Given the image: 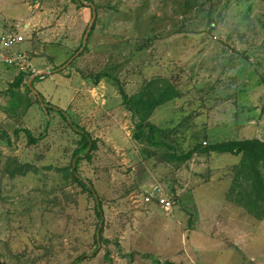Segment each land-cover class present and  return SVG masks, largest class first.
Returning a JSON list of instances; mask_svg holds the SVG:
<instances>
[{"label": "rangeland", "instance_id": "obj_1", "mask_svg": "<svg viewBox=\"0 0 264 264\" xmlns=\"http://www.w3.org/2000/svg\"><path fill=\"white\" fill-rule=\"evenodd\" d=\"M85 3L0 0V23L28 24L22 48L33 61L13 89L17 71L0 65L8 73L0 79V129L10 136L0 140V264H71L83 254L78 264H264L254 176L244 175L238 156L195 150L264 141V0ZM91 5L93 30L82 48ZM47 67L51 75L35 77L33 88L59 109L75 92L64 111L96 143L77 174L91 182L101 220L67 173L80 136L29 89L32 73ZM153 87L174 97L140 129L120 90L132 96ZM21 127L42 139L15 138ZM160 193L173 201L169 215L153 197L144 201Z\"/></svg>", "mask_w": 264, "mask_h": 264}, {"label": "trees", "instance_id": "obj_2", "mask_svg": "<svg viewBox=\"0 0 264 264\" xmlns=\"http://www.w3.org/2000/svg\"><path fill=\"white\" fill-rule=\"evenodd\" d=\"M78 1L79 4L82 5V1H88V0H73ZM81 1V2H80ZM93 30V26L91 27L90 32ZM86 31V30H85ZM85 31L83 33H85ZM89 32V33H90ZM81 47V43H80ZM78 51V49L76 50ZM75 51V52H76ZM75 52L70 56L72 58L75 54ZM69 58V59H70ZM68 59V60H69ZM67 60V61H68ZM67 61H65L63 64L60 65L63 66ZM33 74V73H32ZM31 75V74H30ZM26 77V74L24 72H19L12 82L10 83V88H19L23 85L24 79ZM35 81V79L33 80ZM152 87V83L149 85ZM150 91V90H149ZM147 92V90H144L143 92L127 96L122 90H120L121 97L123 99L124 106L126 109L137 112L139 114V120H140V129L143 126H146L145 124L146 120L151 116L153 111L160 105L164 104L165 102L171 100L174 96L172 93L166 91L162 87H153L151 92ZM144 96L147 98V100L144 98ZM42 103H44V106H42V109L45 113L48 112V110H55L62 119H64L67 123V125L80 136L79 146L75 150L73 154V159H75V162L70 164L69 175L72 177V180L80 186L83 190H85L87 193H89L94 201H95V214L99 220L102 219L103 212H102V205L100 200L97 197V194L91 184V182H86L82 180L78 174H77V164L80 160L83 159H90L91 153L96 149V143L94 140H92L90 134L86 132L85 130H82L75 126V124L69 120L66 112L62 109L53 107L51 104L44 102L42 99ZM23 133L24 136L27 138V140L34 144L37 143L39 140L42 139L43 135L40 134L38 137H34L30 130L27 128L21 127L16 128L13 131V136L15 138H18L19 134ZM4 138L6 141H10V136L5 132L4 130L0 129V140ZM204 149V150H203ZM195 150H202L208 153H216V154H229L233 156L239 157V166L241 169H243L244 175L250 177L254 176L252 180H249L252 185V192L255 193L257 201H261L264 203V177L261 170V167H264V141L258 140V139H244V140H228L223 141L217 144H212L207 147L202 148L199 144ZM194 150L189 151L184 158H190L193 154ZM262 215L255 216L257 219H261ZM98 227H96L97 231ZM102 232H103V226L99 230V240L100 242L102 240ZM94 240V246L97 247V241H96V232L93 235ZM95 254L93 255V257ZM88 256L83 254L82 256H78L74 259V261L71 264H78L82 262L84 259H87ZM159 264V263H158ZM163 264H173L172 262H165Z\"/></svg>", "mask_w": 264, "mask_h": 264}, {"label": "built area", "instance_id": "obj_3", "mask_svg": "<svg viewBox=\"0 0 264 264\" xmlns=\"http://www.w3.org/2000/svg\"><path fill=\"white\" fill-rule=\"evenodd\" d=\"M28 31V24H12L8 27L5 23H0V65L12 68L17 73L31 71V61L27 51L23 50L26 43L25 36L20 32ZM154 202L165 215H169L173 209V201L163 194H154L145 197V202Z\"/></svg>", "mask_w": 264, "mask_h": 264}, {"label": "water", "instance_id": "obj_4", "mask_svg": "<svg viewBox=\"0 0 264 264\" xmlns=\"http://www.w3.org/2000/svg\"><path fill=\"white\" fill-rule=\"evenodd\" d=\"M83 4H87L84 1H82ZM91 9H92V15H91V20L89 23V26L84 34L83 40H82V48L85 45V41L87 39L88 33L91 30V27L94 23L95 20V11H94V6L91 5ZM82 48H80L72 58H70L63 66H61V68H58L57 70L63 69L67 64H69L76 56H78L80 54V52L82 51ZM50 72L46 71V72H39V73H34L31 75L29 82H28V86L29 89L35 94V96L37 97L38 101L40 102L41 106H44V103H42L41 97L39 96L38 92L35 90V88H33L32 86V82L34 80L35 77H44L46 75H48ZM101 226L98 227L97 232H96V241H97V249H99V230H100Z\"/></svg>", "mask_w": 264, "mask_h": 264}, {"label": "crops", "instance_id": "obj_5", "mask_svg": "<svg viewBox=\"0 0 264 264\" xmlns=\"http://www.w3.org/2000/svg\"><path fill=\"white\" fill-rule=\"evenodd\" d=\"M26 46L27 47H29V43L26 41ZM61 64V63H60ZM59 63L57 64V65H60ZM31 65H33V61L31 60ZM57 65H54V66H57ZM46 71H48V72H50L49 73V75H47V76H50L51 75V71H50V69L47 67L46 69H45ZM7 71V70H6ZM5 70H0V79L4 76V75H6V74H8L7 72H6ZM13 74H15V72L13 73ZM74 94H75V92H74ZM73 94V95H74ZM73 95H72V97L68 100V101H65V102H63V103H66V107H61V109L62 110H65V109H67V108H69V106L71 105V102H73ZM58 101H60V99L58 100ZM151 189V188H150ZM155 203V202H154Z\"/></svg>", "mask_w": 264, "mask_h": 264}]
</instances>
